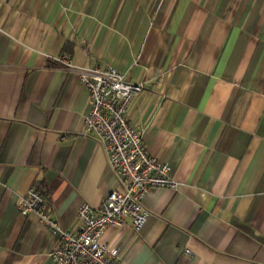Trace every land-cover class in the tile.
I'll return each mask as SVG.
<instances>
[{
  "label": "crops",
  "instance_id": "crops-1",
  "mask_svg": "<svg viewBox=\"0 0 264 264\" xmlns=\"http://www.w3.org/2000/svg\"><path fill=\"white\" fill-rule=\"evenodd\" d=\"M59 54L143 83L126 118L175 182L97 242L124 264H264V0H0V264H52L56 234L16 210L27 187L76 230L115 185Z\"/></svg>",
  "mask_w": 264,
  "mask_h": 264
},
{
  "label": "built area",
  "instance_id": "built-area-1",
  "mask_svg": "<svg viewBox=\"0 0 264 264\" xmlns=\"http://www.w3.org/2000/svg\"><path fill=\"white\" fill-rule=\"evenodd\" d=\"M85 58L80 66L71 64L67 54L52 59L76 72L86 90L88 110L83 116V132L102 146L115 185L99 206L79 204L76 230L62 228L49 214L44 196L32 186L17 198L16 210L21 215L33 213L41 227L56 234L57 244L49 253L52 264H124L115 248L97 242L98 236L106 225L120 226L125 218L132 230L138 231L147 215L142 195L149 189L173 188L175 182L168 174V165L147 153L142 129L126 118L128 104L143 83L127 81L114 68L93 63L86 54Z\"/></svg>",
  "mask_w": 264,
  "mask_h": 264
},
{
  "label": "trees",
  "instance_id": "trees-1",
  "mask_svg": "<svg viewBox=\"0 0 264 264\" xmlns=\"http://www.w3.org/2000/svg\"><path fill=\"white\" fill-rule=\"evenodd\" d=\"M34 186H35V188H36L41 194L44 195V193H45V188H44L43 184L36 183Z\"/></svg>",
  "mask_w": 264,
  "mask_h": 264
}]
</instances>
